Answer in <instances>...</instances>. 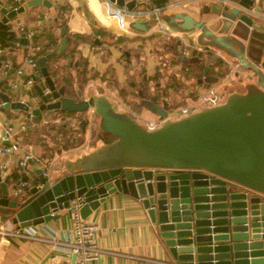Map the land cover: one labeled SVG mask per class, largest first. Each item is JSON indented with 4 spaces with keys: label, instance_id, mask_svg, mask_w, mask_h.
Listing matches in <instances>:
<instances>
[{
    "label": "water",
    "instance_id": "water-1",
    "mask_svg": "<svg viewBox=\"0 0 264 264\" xmlns=\"http://www.w3.org/2000/svg\"><path fill=\"white\" fill-rule=\"evenodd\" d=\"M17 1V7L0 8V27L27 7L52 6L48 0ZM108 1L129 10L136 4V0ZM220 2L219 15L211 19L218 23L215 33L204 20L187 14L176 16L181 28H197L206 44L231 50L230 56L249 68L244 82L249 79L263 87L264 8L255 0ZM60 36L58 49L37 61L49 93L44 94L34 78L38 106L11 100L0 90L2 107L34 118L42 111L82 114L80 125L88 123L87 113L93 109L98 140L109 137L110 141L58 173L44 176L37 168L39 184L29 189L25 199L9 195V178H2L0 172V221L29 228L59 218V211L74 200L86 219L107 197L123 193L137 201L177 264H264V93L229 88L219 105L178 119L166 118V110L153 98L143 99L144 105L156 106L163 120L157 129L146 130L117 112L105 95L75 100L66 95L64 85L57 87L47 61L65 51L64 27ZM222 38L230 40L231 49L220 45ZM20 41L26 44L25 33ZM2 83L0 78V87Z\"/></svg>",
    "mask_w": 264,
    "mask_h": 264
},
{
    "label": "crops",
    "instance_id": "crops-1",
    "mask_svg": "<svg viewBox=\"0 0 264 264\" xmlns=\"http://www.w3.org/2000/svg\"><path fill=\"white\" fill-rule=\"evenodd\" d=\"M48 1L52 3L50 8L34 5L8 20L6 25L10 28L20 21L26 31L32 30L34 33L33 36L25 35L26 44L21 41L15 43L0 56V78L6 79V85L2 83L0 90L8 93L11 100L26 101L30 107L38 106L41 100L34 84L27 83L29 67L26 58L29 44L33 42L41 46L35 53L38 61L41 56L58 49L61 27L65 30L66 49L47 61L48 70L57 87L64 85L66 95L75 100L94 93L105 95L117 112L127 113L139 122L143 118H149V121L160 119L159 115L145 107L143 99L154 96L155 103L160 107L164 104L169 107L172 102L186 106L203 93L207 86H212L217 88L223 102L229 88H241L238 84L242 85L246 79L244 76L249 73L248 67L245 68L241 61L230 56L232 51L227 47L228 51H225L208 45L200 39L199 29H187L178 35L182 37L184 45L195 49L207 59V75L202 74L196 81H189L190 85H180L182 90L179 93L170 97L162 96L158 89L170 85L177 78L180 66L172 67L161 56L162 40L158 37L154 16L125 14L126 31H122L115 19L104 15L100 3L92 6L88 0ZM139 1L145 2L136 0L134 10L145 7L143 4L138 5ZM220 3V0L186 1L177 8L164 10L161 19L166 23L164 18L169 15L187 14L196 21L204 20L215 33L218 23L211 19L219 15ZM255 3H260L264 8V0H255ZM18 5L17 0H1L0 8ZM223 5L227 4L223 2ZM2 16L0 11V19ZM261 16L264 17L263 14ZM260 19L255 16L257 23ZM3 33L0 32L1 38ZM232 44L237 48L235 37ZM4 63L8 64L7 68ZM18 69H23L22 75L17 74ZM157 73L162 74L157 84L152 85L156 80L149 81L152 86L144 83L143 77L148 80ZM204 77H209L210 81ZM35 81L43 90L47 89L41 72ZM9 86L11 89H8ZM223 86H227V90L221 93L219 89ZM143 88L147 91L146 96L141 93ZM171 110L166 111L167 116ZM87 115L88 123L80 125L82 114L64 115L42 111L34 118L28 112L1 108L0 145L5 143L2 138L4 127L11 125L12 139L21 146L19 151L0 154L1 177L9 178L7 189L10 196L16 182L27 183L20 195L24 199L29 196V189L39 184L36 169L43 165L38 160L43 159L49 171L58 173L68 163L79 161L104 142L110 141L109 137H105L104 142L98 140L100 134L94 125L91 109ZM24 151L31 152L37 160H31L20 168L18 160ZM4 164L7 165L5 169L2 168ZM59 214L57 219L21 229L22 236L9 233L18 228L16 223L8 220V225H5L4 221L1 222L0 264H49L52 257L56 258L53 264H73V255L65 249L60 246L57 250L52 249L54 236L56 242H63L72 236L70 215L65 209L60 210ZM85 220L97 225L96 243L101 250L99 264H177L157 238L154 227L144 216L137 201L123 193L107 197Z\"/></svg>",
    "mask_w": 264,
    "mask_h": 264
},
{
    "label": "built area",
    "instance_id": "built-area-1",
    "mask_svg": "<svg viewBox=\"0 0 264 264\" xmlns=\"http://www.w3.org/2000/svg\"><path fill=\"white\" fill-rule=\"evenodd\" d=\"M52 2H57V0H51ZM89 4L92 6L98 5L97 3L101 4V9L104 11V15L108 18H113L117 21L119 28L122 31H126V25L124 20V15L129 14L132 16H139V15H152L155 17V22L157 29L156 31L167 34L168 36H177L182 39L181 36L172 32L168 24H166L163 19H161V13L168 9V8H177L180 5H184L186 1L190 0H174L162 7H152L147 9H140V10H129L126 6H118L115 3H112L108 0H88ZM148 1V0H143ZM1 21V19H0ZM11 30H15L18 32L25 33L26 36H33L32 30H25L23 23L18 21L16 26H13ZM1 40V37H0ZM18 44V42H16ZM6 45H2L0 43V56L6 53L7 49ZM41 49V46L36 43L29 44V54L26 58V65L29 67V75L27 79V83L29 85L34 84V78L40 76V67L37 62V58L35 53ZM6 68L8 66L7 63L3 64ZM23 69H18L17 74L22 75ZM1 75V72H0ZM15 84L14 82H11ZM44 94H48V88L43 90ZM222 103L221 95L218 93L216 87L207 86L203 93H201L196 100H193L192 103L186 106H179L177 108L172 109L166 118H176V117H185L191 115L203 108L212 107L215 105H219ZM2 108V104H0V110ZM93 113V109H91ZM163 120L158 119L154 121H147V129L154 130L161 126ZM24 128V127H23ZM13 127L11 125H7L4 127L3 131V141L4 144L0 145V154H9L12 152H16L21 150V146L19 142L12 139L13 137ZM31 160H37V157L34 156L29 151H24L20 159L18 160V166L23 168L26 164ZM41 163L43 169V175H49L50 171L48 167L45 166V161L43 159L38 160ZM2 168H7V165H2ZM27 183L25 181L19 182V184L15 185L13 189V195L20 196L22 194L23 188L26 187ZM80 203L76 200L71 201L65 210L70 213V218L72 220V236L63 241V242H56L55 236L53 237L52 249L57 250L60 246L62 249H65L69 254L73 255L74 262L73 264H99V256H100V248L97 246L96 243V232H97V225L91 222H87L85 219H82L80 216ZM3 221H0V223ZM5 225H8V220H4ZM43 224V223H42ZM40 225V224H38ZM37 225V226H38ZM33 227V226H31ZM24 228H16L11 233L12 235L22 236L23 233L20 231ZM56 258L52 257V262L49 264H53ZM61 264V263H56Z\"/></svg>",
    "mask_w": 264,
    "mask_h": 264
},
{
    "label": "trees",
    "instance_id": "trees-1",
    "mask_svg": "<svg viewBox=\"0 0 264 264\" xmlns=\"http://www.w3.org/2000/svg\"><path fill=\"white\" fill-rule=\"evenodd\" d=\"M171 1L174 0H148L145 2L139 1L138 5L143 4L145 5L143 9H147V8L149 9L152 7L165 6ZM0 32H4L3 38H1L0 40V43L2 45H6L7 47L11 48L15 45L16 42H20V34L22 32L11 30L10 26L6 24L3 27H0ZM157 34L158 37L162 40L161 44L163 47V52L161 56H163L164 60H166L172 67L180 66V71L177 73V78L173 80L170 85L168 86L166 85L165 87H163V89L162 88L158 89L160 90L162 96L166 95L167 97H170L175 93H179L182 90L181 86L183 84L190 85L189 81H196L199 77H201L203 74L204 67L207 65L208 62L206 58H203L201 53H199L195 49H191L188 46L184 45L179 37L175 35L168 36L167 34H162L160 32H158ZM187 52H188V56L186 55ZM159 75L162 74L157 73L155 75H152L150 76V78H148V80L145 79L146 77H143V81L146 85L152 86L153 84H157L158 81L157 79L159 78ZM150 80H156V82H152V85H149ZM141 93L143 96H146L147 93L146 89L143 88L141 90ZM151 98L154 99V96H150L149 99ZM153 103L157 105V103H155V99L153 100ZM179 105L180 104L178 103L172 102V104L169 105V107L167 106V104L166 106L164 104L163 107L161 108H164L166 111H168V109L177 108L179 107Z\"/></svg>",
    "mask_w": 264,
    "mask_h": 264
},
{
    "label": "rangeland",
    "instance_id": "rangeland-1",
    "mask_svg": "<svg viewBox=\"0 0 264 264\" xmlns=\"http://www.w3.org/2000/svg\"><path fill=\"white\" fill-rule=\"evenodd\" d=\"M166 21V24H168V26L170 27V29L175 33L178 34L180 32H183V29L181 28V21L179 22V19H177L176 15H169L168 17L164 18ZM230 40L226 39V38H222V47L226 46L227 48H231V42H229ZM223 42H225V44H223ZM206 78V80H210L209 77H204ZM246 80V79H245ZM2 82L6 85V79L2 78ZM239 86H241L242 88L246 87V88H251V90L253 91H257V92H263L264 93V86H260V85H255L254 83H251L249 81V79L247 80V82H244L243 85L238 84ZM8 89H11V87L9 86ZM221 93H224L227 90V86H223L219 89ZM198 98V96H196L195 98H193L194 100H196ZM146 108L150 109V112H153L155 114L156 113V106H149V105H145ZM124 115L129 116L127 113H123ZM144 120L141 119L142 122H139L137 120H135V123L137 125H139L140 127H142L143 129L147 130V121H149V118H143ZM13 197H17L16 195H11Z\"/></svg>",
    "mask_w": 264,
    "mask_h": 264
}]
</instances>
